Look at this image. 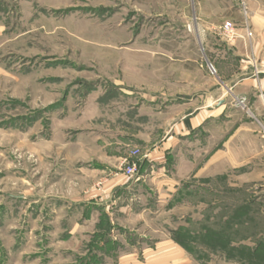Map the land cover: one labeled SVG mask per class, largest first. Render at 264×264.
Segmentation results:
<instances>
[{"label": "rangeland", "instance_id": "374dc122", "mask_svg": "<svg viewBox=\"0 0 264 264\" xmlns=\"http://www.w3.org/2000/svg\"><path fill=\"white\" fill-rule=\"evenodd\" d=\"M190 7L0 0V264H264V115L170 130L228 72Z\"/></svg>", "mask_w": 264, "mask_h": 264}, {"label": "crops", "instance_id": "0c3cea01", "mask_svg": "<svg viewBox=\"0 0 264 264\" xmlns=\"http://www.w3.org/2000/svg\"><path fill=\"white\" fill-rule=\"evenodd\" d=\"M190 4L191 14L202 26L216 29L218 24L217 29L221 31L222 25L228 21L234 25L236 36L225 43L227 74L220 72L221 74L213 76L210 89L197 94V105L185 111H192L195 116L188 120L181 119L173 129L170 128L171 133L174 130L176 135L177 130L180 136H188L210 120L214 123L225 109L226 95L233 102L246 103L252 113L264 115V0H190ZM196 32H199L198 29ZM205 32L201 30V33ZM247 32L250 36H247ZM220 83L223 85L222 91ZM189 102H184L185 106ZM174 143L176 141L170 134L163 143L164 149L168 150ZM135 178L118 181L110 192L129 190ZM109 198L96 197L83 204L104 206L105 201L111 202Z\"/></svg>", "mask_w": 264, "mask_h": 264}, {"label": "built area", "instance_id": "2783aa9c", "mask_svg": "<svg viewBox=\"0 0 264 264\" xmlns=\"http://www.w3.org/2000/svg\"><path fill=\"white\" fill-rule=\"evenodd\" d=\"M222 33L223 36L226 38V40H233L236 36L235 34V27L231 22H225L222 26ZM247 36H250V33L247 32ZM210 71L212 75H215V71L213 67H210ZM244 103L243 101L240 102V104ZM127 175L133 177L135 175V168L129 167L127 171Z\"/></svg>", "mask_w": 264, "mask_h": 264}]
</instances>
